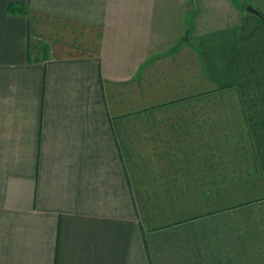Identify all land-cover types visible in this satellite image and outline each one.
Returning a JSON list of instances; mask_svg holds the SVG:
<instances>
[{
    "label": "crops",
    "instance_id": "0c3cea01",
    "mask_svg": "<svg viewBox=\"0 0 264 264\" xmlns=\"http://www.w3.org/2000/svg\"><path fill=\"white\" fill-rule=\"evenodd\" d=\"M243 1L0 0V264H264Z\"/></svg>",
    "mask_w": 264,
    "mask_h": 264
},
{
    "label": "trees",
    "instance_id": "16d2710c",
    "mask_svg": "<svg viewBox=\"0 0 264 264\" xmlns=\"http://www.w3.org/2000/svg\"><path fill=\"white\" fill-rule=\"evenodd\" d=\"M193 4H195V3H193ZM248 6H252L253 8L257 9L261 13L259 16L264 20V12L260 11L258 8H256V6H254L252 4V0H244L241 4L242 10L245 12H247ZM9 9L13 12H16L17 10H19V7H18V5H10ZM182 42H183L182 40H180L178 42V44L172 49L173 52L177 51V49L179 48V46L181 45Z\"/></svg>",
    "mask_w": 264,
    "mask_h": 264
},
{
    "label": "water",
    "instance_id": "95a60500",
    "mask_svg": "<svg viewBox=\"0 0 264 264\" xmlns=\"http://www.w3.org/2000/svg\"><path fill=\"white\" fill-rule=\"evenodd\" d=\"M247 10L258 15L261 14L257 9L253 8L252 6H248Z\"/></svg>",
    "mask_w": 264,
    "mask_h": 264
},
{
    "label": "rangeland",
    "instance_id": "374dc122",
    "mask_svg": "<svg viewBox=\"0 0 264 264\" xmlns=\"http://www.w3.org/2000/svg\"><path fill=\"white\" fill-rule=\"evenodd\" d=\"M252 4H253L254 6H256V7H260V9H262L263 12H264V7H261L259 4H257V3L255 2V0L252 1Z\"/></svg>",
    "mask_w": 264,
    "mask_h": 264
}]
</instances>
